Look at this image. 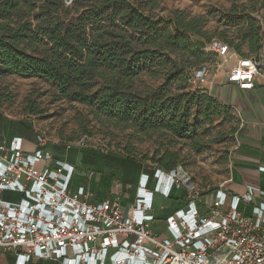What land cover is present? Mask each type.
I'll list each match as a JSON object with an SVG mask.
<instances>
[{
	"label": "trees",
	"instance_id": "16d2710c",
	"mask_svg": "<svg viewBox=\"0 0 264 264\" xmlns=\"http://www.w3.org/2000/svg\"><path fill=\"white\" fill-rule=\"evenodd\" d=\"M155 5L153 0H71L69 5L64 0H0V80L16 75L50 82L59 98L80 102L92 120L107 129L131 130L140 137L185 138L189 134L185 115L189 96L161 88L139 91L136 80L140 74L155 77L162 73L167 80L187 84L191 70L217 58L204 50L201 40L208 41L206 48L211 40H220L238 57L257 59L259 54L263 57L264 32L257 20L245 16L236 42L226 40L224 34L210 39L202 17L176 10L168 18L155 19L144 12ZM243 44L248 45L247 52ZM13 99L0 86V109ZM204 99L209 108L203 107L199 115L205 118L218 102L209 96ZM32 105L29 101L25 114L38 112ZM121 151L122 156L105 159L93 148H81L77 153L89 170L99 166L92 174L115 176L131 188L144 172L152 179L154 172L145 169L147 163L165 172L181 163L178 154L169 150H157L152 157L139 160L133 146ZM237 151L250 157L259 152L245 144ZM111 163L115 172L110 171ZM151 182L153 189V181L148 186ZM176 191L180 190H173L168 199L181 200L179 209L186 196L175 198Z\"/></svg>",
	"mask_w": 264,
	"mask_h": 264
},
{
	"label": "built area",
	"instance_id": "2783aa9c",
	"mask_svg": "<svg viewBox=\"0 0 264 264\" xmlns=\"http://www.w3.org/2000/svg\"><path fill=\"white\" fill-rule=\"evenodd\" d=\"M206 51L219 59L230 54L217 39ZM235 59L228 83L242 91L264 84V52L261 62ZM207 69L201 67L195 78L202 79ZM35 140L32 152L23 150L21 138L0 143V253H8L12 264L44 259L58 264H264L260 186L246 185L236 193L228 188V179L208 195L181 169L165 172L147 163L153 177L140 175L132 204L122 205L120 184L114 199L90 203L85 187H72L74 167L55 158L44 135L36 133ZM257 171L264 174V165ZM181 189L186 190L184 205L163 222L156 220L154 196L168 199ZM158 222L167 237L152 228Z\"/></svg>",
	"mask_w": 264,
	"mask_h": 264
},
{
	"label": "rangeland",
	"instance_id": "374dc122",
	"mask_svg": "<svg viewBox=\"0 0 264 264\" xmlns=\"http://www.w3.org/2000/svg\"><path fill=\"white\" fill-rule=\"evenodd\" d=\"M153 1L156 5L145 8V14L155 19L159 17L165 19L172 12L182 10L189 16L202 17L205 20L204 31L210 39L219 38L221 34H224L226 40L236 42L238 40L237 33L244 26L245 16L257 20L264 32V0ZM201 42L206 50L208 41L201 40ZM242 48L245 52L248 51L247 44H243ZM231 54L230 52L226 59L212 57L206 63L208 69L202 79L197 80L195 78L196 70H191L190 80L187 84H182L176 79L167 80L162 73L155 77L142 73L136 80V88L139 91L147 92L161 88L168 92L189 96L188 113L185 114L189 125V134L185 138L168 140L157 136L140 137L138 134L134 136L131 130L120 131L104 128L92 120L84 105L73 99L59 98L56 87L40 78H25L16 75L2 78L0 80L1 88L11 92L14 99L11 105L2 107L1 113L10 120L30 126L33 132L44 135L49 141L48 144L53 145L51 150L55 157L63 159L70 156L71 162H76L71 174L72 187L82 185L89 189L90 203L112 200L113 187L118 180L115 176L98 173L90 174L89 179V173L99 171L100 168L97 166V168L89 170L83 163L77 165L76 159L79 156L77 152L81 148H93L104 159L122 156L121 150L125 146L135 148L136 160L144 156L150 158L157 150L175 152L181 159L178 168L192 179L194 185L201 192L211 195L208 192L214 191L230 178L234 164H236L235 169L239 168L235 170L236 173L240 171L244 174L242 185L245 182L253 183L254 175H258V171L253 167H256L257 163L264 164V154H261L260 149L255 156L258 162L248 158L237 162L239 145L247 141L255 142L257 134L253 127H249L250 125L245 123L246 119L239 109L236 110L228 106L213 97L211 93L216 87L222 90L221 87L225 86V80L222 77L234 66L236 60ZM257 59L259 62L262 61L260 54ZM261 79L264 81L263 74H261ZM226 89L229 98L235 96L234 93H231V87L226 86ZM204 96L214 98L218 102L213 105L214 109L205 118L199 115L203 107L206 110L209 108ZM29 101L38 111L33 115L25 114L23 111ZM31 130H23L30 148L34 146V133ZM68 144L72 145L71 150L66 148ZM71 156L75 158L74 161ZM40 167V165L37 166V168ZM109 167L111 172L117 170L113 163ZM96 175H98V181L94 183ZM234 181L239 183L238 178ZM101 184L107 185L106 188H102ZM152 186L151 182L148 188L151 189ZM134 191L135 187H132L127 195L121 196L120 201L123 206L132 204ZM184 194L186 196L185 189L174 193L175 198L184 197ZM156 202L157 209L153 214L156 220L163 222L168 214L180 207L181 200L162 199L156 200ZM159 206L164 210H160ZM249 213L250 207L246 211V214ZM0 264H11V256L8 253L0 254ZM35 264L58 263L44 259Z\"/></svg>",
	"mask_w": 264,
	"mask_h": 264
},
{
	"label": "crops",
	"instance_id": "0c3cea01",
	"mask_svg": "<svg viewBox=\"0 0 264 264\" xmlns=\"http://www.w3.org/2000/svg\"><path fill=\"white\" fill-rule=\"evenodd\" d=\"M231 55L234 56L235 58L237 57V55H234V54H231ZM225 71H226V69H225ZM229 71L225 72L224 76L222 77L225 80V86L221 87L222 90H219V88L216 87L215 89H213L211 91V93H212L213 97L218 98L220 101H223L228 106H230L236 110L239 109L242 112L243 116L246 119L245 123L247 125H250L249 127H253L255 130V133L257 134V137L255 138V142L254 141H247L246 143H243V144H245L247 146H251V147L256 148V149H260L261 154H264V84L263 83L262 84H256V86L253 90H248V91L239 90L235 84H231V83L227 82V74ZM226 86L231 87V90H232L231 93H234L235 96H231L230 98L228 97ZM22 129L23 130H29V131L31 130L30 126H28L26 124H20L17 121H13V120L8 119L5 115H3L1 113V109H0V143L1 142L9 143L14 138H21L23 150L25 152H32L35 148L36 133L33 132V130H31L34 133V146L32 148H30L28 145V140L24 137L25 132ZM47 149H49L52 152L51 148L47 147ZM53 155H54V153H53ZM238 157L239 158H238L237 162L242 160V159H247V158L252 159L255 162H258V160L255 159L256 157L243 156L240 154H238ZM55 158L58 160L66 161L67 163L71 164L75 168L76 162L72 163L71 160L69 159L70 156H67L63 159H61L59 157L58 158L55 157ZM71 158L73 161L75 160V158H73V156H71ZM80 160H81V158H80V156H78L76 159V161L78 162L77 165L80 164ZM259 165H264V164L257 163L256 167H253V168H255L257 170V167ZM236 169L233 166V170H232L231 176L229 178V179H232V183L229 184V186H228V188H230V190H232L236 193H242V192H244L246 185L260 186L262 189H264V184L262 182L264 175L258 173V175H254L255 177H253V178H255L253 183H246L245 182L244 185H242L241 181L242 180L244 181V179H243L244 174L241 173L240 171L236 173V171H235ZM90 174H92V173H89V175H88L89 179H90ZM235 176L239 179V181H238L239 183H237L233 180V178ZM95 177H96V179L94 180V183L96 181H98V178H97L98 175H96ZM116 184H120L122 186V194L120 195V199H121V196L127 195L129 190H131L130 189L131 187L123 186L119 181H117L114 184L113 190H114ZM79 186H82V185H78L77 187H79ZM93 186H95V185H93ZM77 187H75V188H77ZM136 188H137V186L135 187L133 200L135 198ZM87 190H89V189H87ZM125 190L127 191V193ZM111 197L114 199L115 196L113 193H112ZM162 199H164V198H162L159 195L154 196L153 201H154V209L155 210L157 209L156 200H162ZM101 201H105V200H101ZM101 201H98V202H101ZM94 203H97V202H94ZM159 209L164 210V208H162L161 206H159ZM170 214H168V215H170ZM152 228L161 237H167L168 236V234L165 232L163 226L160 225V222L153 224ZM0 254H3V253H0ZM38 262L39 261H31V262H29V264H31V263L35 264ZM12 263H13V259L11 258V264Z\"/></svg>",
	"mask_w": 264,
	"mask_h": 264
},
{
	"label": "water",
	"instance_id": "95a60500",
	"mask_svg": "<svg viewBox=\"0 0 264 264\" xmlns=\"http://www.w3.org/2000/svg\"><path fill=\"white\" fill-rule=\"evenodd\" d=\"M64 1H65L66 4H70L71 3V0H64ZM181 172L184 173L182 170H181Z\"/></svg>",
	"mask_w": 264,
	"mask_h": 264
}]
</instances>
